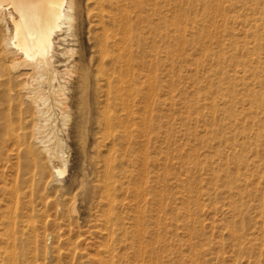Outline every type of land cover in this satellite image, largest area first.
<instances>
[{
    "label": "bare ground",
    "instance_id": "obj_1",
    "mask_svg": "<svg viewBox=\"0 0 264 264\" xmlns=\"http://www.w3.org/2000/svg\"><path fill=\"white\" fill-rule=\"evenodd\" d=\"M166 4H172L175 11V18L167 21L177 33L173 51L178 55L200 51L197 59L192 58L196 69L191 82L204 84L194 87L196 96L189 110L204 119V134L214 136L216 126L242 127V114L236 108L239 89L248 96V109L264 116V0H0V249L10 263L15 264V257L7 248L22 236L33 242L49 241L46 228L31 220L33 188L43 184L44 193L63 190L53 176L65 172L62 132L73 114L72 127L82 137L90 111L94 113L91 136L97 143L96 153H107L101 169L102 193L95 205L100 209L94 219L97 262L156 264L159 260L160 211L147 215L138 205L147 195L140 187L143 184L135 186L138 201L132 208V225L124 222L113 189L116 169L122 165L115 154L137 149L146 173L143 154L150 91L158 88L159 80L144 60L146 32L152 29V37H161ZM188 24L191 38L186 34ZM220 27L226 34L220 33ZM211 43L217 48L213 53ZM210 54L214 63L200 74ZM219 111L227 124L221 125ZM256 140L264 144L262 134ZM235 158L242 160L240 155ZM16 162L20 164L18 176L26 184L27 201L20 200L17 189L8 187L9 168L15 164L16 170ZM81 194L60 202L46 201V205L62 215L75 214V198ZM39 198L46 200L47 195ZM146 218L155 223L150 239L146 238ZM55 237L61 245L67 244L66 255L58 247L51 250L58 264H83L73 240ZM118 248H130L132 256L126 260L114 252Z\"/></svg>",
    "mask_w": 264,
    "mask_h": 264
},
{
    "label": "rangeland",
    "instance_id": "obj_2",
    "mask_svg": "<svg viewBox=\"0 0 264 264\" xmlns=\"http://www.w3.org/2000/svg\"><path fill=\"white\" fill-rule=\"evenodd\" d=\"M162 12L166 20L161 25V37H152V29L146 32L148 41L144 60L147 68L156 71L159 79L158 88L150 91L143 154L146 173L142 171V153L137 149L127 154H115L117 163H122L121 168L116 169L113 189L118 210L124 222L132 225V208L138 201L135 190L143 184L140 187L147 195L139 199L138 205L144 208L147 215H156L160 211L161 217L160 245L157 248L159 262L156 264H264V144L256 140L258 134H262L264 139V116L248 109L245 101L248 96L243 89H239L236 108L242 114L239 123L242 127L230 130L226 126H216L217 134H204V119L189 110L196 96L194 87L204 84L195 82L193 85L191 82L196 69L193 59H197L200 51L186 50L182 55L173 51L177 33L175 27L167 23L175 18L172 4L164 5ZM186 22L191 23L190 20ZM190 27L191 24L186 27L188 38H191ZM219 31L226 34L221 27ZM210 48L212 53L217 50L212 43ZM77 49L80 50V47ZM213 56L210 54L205 58L198 71L200 74L210 70ZM255 89L259 90V86ZM89 114L86 133L82 137L76 135L72 127L73 114L62 132L65 172L61 175L54 173L53 176L56 185L63 190L47 189L44 193L43 184L33 188L35 210L31 220L46 228V233L51 234L49 241L46 238L33 242L24 235L21 241L11 243L12 246L9 244L7 252L11 254L13 251L11 255L15 257V264H58L53 257L56 252L52 254L51 250L58 247V252L66 255L67 244L61 245L55 237L57 234L62 241L70 239L75 242V250L81 253L83 264H99L94 246V232L98 227L94 219L100 214V209L95 205L102 193L99 185L107 153H96L97 143L91 136L95 130L94 113L90 111ZM218 115L221 125L227 124L221 111ZM253 120L262 121L252 125ZM235 155H240L242 160L236 159ZM203 162L206 164L204 167ZM16 165V170L15 164L9 168L8 187L17 189L20 200L27 201L26 184L18 176L19 162ZM57 166L64 168L60 163ZM140 174L145 177L144 181ZM82 180L87 183L84 188ZM133 182L134 185H131ZM255 187L259 190L256 191ZM76 191L82 192L85 197L81 194L75 198V214L62 215L52 205H46V201L71 199ZM42 194L47 195L46 200L41 201L39 197ZM157 199L161 202L157 203ZM145 225L150 229L146 238L150 239L155 223L146 218ZM68 247L72 249L71 245ZM92 252H95V257ZM114 252L122 254L126 260L132 256L130 248H118ZM7 256L1 248L0 264H13ZM121 263L127 264L125 261Z\"/></svg>",
    "mask_w": 264,
    "mask_h": 264
}]
</instances>
